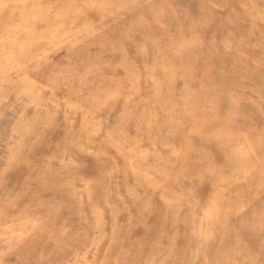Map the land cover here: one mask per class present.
Wrapping results in <instances>:
<instances>
[{"label":"rangeland","instance_id":"374dc122","mask_svg":"<svg viewBox=\"0 0 264 264\" xmlns=\"http://www.w3.org/2000/svg\"><path fill=\"white\" fill-rule=\"evenodd\" d=\"M0 264H264V0H0Z\"/></svg>","mask_w":264,"mask_h":264}]
</instances>
